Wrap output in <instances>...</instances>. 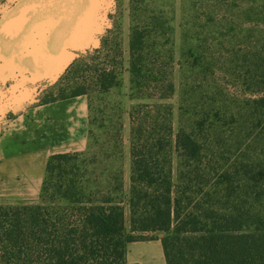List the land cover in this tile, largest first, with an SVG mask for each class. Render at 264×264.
<instances>
[{
	"label": "trees",
	"instance_id": "1",
	"mask_svg": "<svg viewBox=\"0 0 264 264\" xmlns=\"http://www.w3.org/2000/svg\"><path fill=\"white\" fill-rule=\"evenodd\" d=\"M150 1L129 0L126 62L114 27L44 97L77 89L39 102L109 96L127 73V177L122 109L95 120L88 101L86 150L47 160L36 205L0 206V264H126L128 244L155 239L165 264H264V0H213L202 28L192 16L176 118L174 11ZM246 143L258 156L233 157Z\"/></svg>",
	"mask_w": 264,
	"mask_h": 264
},
{
	"label": "crops",
	"instance_id": "2",
	"mask_svg": "<svg viewBox=\"0 0 264 264\" xmlns=\"http://www.w3.org/2000/svg\"><path fill=\"white\" fill-rule=\"evenodd\" d=\"M2 44L6 58L0 60V94L12 95L18 70L9 68L8 52L27 27L2 24ZM3 66L5 68H3ZM29 77V74L26 75ZM88 139V99L69 97L40 104L38 101L19 113L6 112L0 119V206L36 204L47 160L55 155L80 154ZM127 190V185L125 186ZM161 237V234H150ZM126 264H165L159 240L126 246Z\"/></svg>",
	"mask_w": 264,
	"mask_h": 264
},
{
	"label": "water",
	"instance_id": "3",
	"mask_svg": "<svg viewBox=\"0 0 264 264\" xmlns=\"http://www.w3.org/2000/svg\"><path fill=\"white\" fill-rule=\"evenodd\" d=\"M112 8L113 0H0V28L30 29L19 30L9 49L8 66L19 78L13 80L16 94H0V119L35 103L37 89L53 86L75 60L99 49ZM1 34L0 60L7 55Z\"/></svg>",
	"mask_w": 264,
	"mask_h": 264
},
{
	"label": "rangeland",
	"instance_id": "4",
	"mask_svg": "<svg viewBox=\"0 0 264 264\" xmlns=\"http://www.w3.org/2000/svg\"><path fill=\"white\" fill-rule=\"evenodd\" d=\"M148 4L146 6H142V11L145 12V9H149L152 4L150 0H145ZM166 2L168 5L163 4ZM213 0H165L160 1V3H157V7H164L165 10H173L174 11V21H173V27H174V45H173V52H174V85L176 94L174 96V99L172 101L174 105V117L176 118L177 114V91L179 86V82L181 78L185 75L186 66L184 63V58L181 56V50H187V47L191 44L190 38H192L193 29L192 25L194 24L192 22V16L200 18V21L195 23L198 27L202 28L203 25H205V19L207 18L204 15H200L203 12H209L212 10V4ZM145 4V3H144ZM154 7V6H153ZM232 7L234 9V5L232 3ZM235 12V9H234ZM228 18V17H227ZM108 19V30H112L114 27L117 28L118 33L116 34V41L121 42V49L123 51V61L126 62L128 58V52H127V46H128V29H129V0H113V8L110 10V13L107 15ZM229 21V19H227ZM229 28L233 27L230 22H224ZM114 30V29H113ZM225 30V29H224ZM112 38V37H111ZM92 54V53H91ZM90 55V54H89ZM88 56V55H87ZM86 57V56H85ZM83 58V57H82ZM123 62V64H124ZM126 66V63H125ZM218 72V71H217ZM222 75L217 73L216 76ZM84 76L81 73H78L76 77ZM189 78V77H188ZM199 78V77H198ZM197 78V79H198ZM196 79V81H197ZM81 79L78 78L77 81H66L64 88L61 89V91L53 90L51 94H48L44 97V92L47 89L44 90H36V100L38 102L42 100L51 99L53 97H59V96H67L71 93H73L77 89V83ZM194 78H189V82L194 81ZM220 83L223 84L225 92L231 96L238 97L240 99L249 97L248 95L245 96H239L240 92L239 90H235L236 88L232 87L231 85L227 84L225 80H220ZM84 90H87V98L91 105L90 110V117L91 119L95 120H101L102 115L100 113V110L104 107H112V106H120V109H122L123 113V132H122V139H123V154H124V172L125 177H127L128 174V121H127V108L130 104V102L127 99L128 91H129V77L127 73H124L121 76V87L114 91L109 96H103L99 95L94 87V85H85ZM118 105V106H117ZM250 127L244 126L239 128L240 134L243 133L246 129H249ZM241 152H245L247 156L250 157H256L258 156L260 152V147L255 145H250V147H247V143L242 145L240 147V151H236L233 157H237L241 154ZM38 203V202H37ZM36 203V204H37ZM31 204V205H36ZM127 228V224H126ZM148 237H151L148 235Z\"/></svg>",
	"mask_w": 264,
	"mask_h": 264
}]
</instances>
